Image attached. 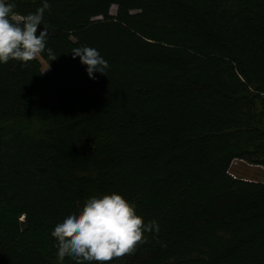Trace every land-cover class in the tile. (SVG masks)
I'll return each instance as SVG.
<instances>
[{
    "label": "trees",
    "instance_id": "obj_1",
    "mask_svg": "<svg viewBox=\"0 0 264 264\" xmlns=\"http://www.w3.org/2000/svg\"><path fill=\"white\" fill-rule=\"evenodd\" d=\"M48 3L49 71L0 64V264H76L52 230L113 192L159 232L111 264H264V181L230 171L264 166V0Z\"/></svg>",
    "mask_w": 264,
    "mask_h": 264
},
{
    "label": "clouds",
    "instance_id": "obj_2",
    "mask_svg": "<svg viewBox=\"0 0 264 264\" xmlns=\"http://www.w3.org/2000/svg\"><path fill=\"white\" fill-rule=\"evenodd\" d=\"M15 3L0 0V64L10 60L27 64L39 58L47 50L48 60L57 56L46 49L47 28L37 35L38 26L43 25L44 13L50 9L48 0L34 13L20 15L15 12ZM73 59L87 66L89 78L93 73L105 75L109 67L99 51L93 47H74ZM48 67L45 69L47 70ZM44 70V71H45ZM159 232L155 221L145 223L137 215L135 205L121 194L113 192L93 196L85 201L78 213L69 214L56 224L51 236L56 240L60 261L70 257L76 264H111L113 260L131 255L145 241V233Z\"/></svg>",
    "mask_w": 264,
    "mask_h": 264
},
{
    "label": "rangeland",
    "instance_id": "obj_3",
    "mask_svg": "<svg viewBox=\"0 0 264 264\" xmlns=\"http://www.w3.org/2000/svg\"><path fill=\"white\" fill-rule=\"evenodd\" d=\"M116 6L113 5L111 7V12H116ZM41 63V68L44 71L48 64L41 58H38ZM50 67L44 72H48ZM230 171L237 177L243 178L246 180H254V181H264V166L253 164L246 160L236 159L232 162Z\"/></svg>",
    "mask_w": 264,
    "mask_h": 264
},
{
    "label": "water",
    "instance_id": "obj_4",
    "mask_svg": "<svg viewBox=\"0 0 264 264\" xmlns=\"http://www.w3.org/2000/svg\"><path fill=\"white\" fill-rule=\"evenodd\" d=\"M43 30H44V27H43V26H40V27H39V32H40V31H43ZM47 31H48V35H49L50 32H49V30H47Z\"/></svg>",
    "mask_w": 264,
    "mask_h": 264
}]
</instances>
